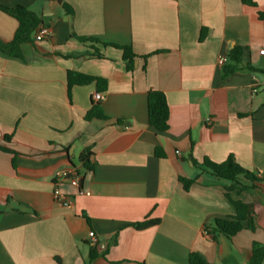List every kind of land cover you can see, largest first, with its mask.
I'll return each mask as SVG.
<instances>
[{
	"label": "crops",
	"instance_id": "0c3cea01",
	"mask_svg": "<svg viewBox=\"0 0 264 264\" xmlns=\"http://www.w3.org/2000/svg\"><path fill=\"white\" fill-rule=\"evenodd\" d=\"M254 2L0 0L51 31L23 44V59L0 52V264H189L193 252L208 264H251L264 244V183L229 193L254 224L229 239L206 225L235 215L231 183L199 165L233 155L264 173V0ZM18 25L0 10L3 42ZM80 37L131 47L133 70L123 51ZM236 48L241 63L225 76L218 59L232 65ZM96 49L103 58L87 56ZM68 72L103 82L69 89ZM152 90L169 105L164 133L149 125ZM97 104L106 119H87ZM86 150L92 170L80 161ZM70 171L77 186L57 179ZM180 178L193 181L188 190ZM146 219L158 223L133 226Z\"/></svg>",
	"mask_w": 264,
	"mask_h": 264
},
{
	"label": "trees",
	"instance_id": "16d2710c",
	"mask_svg": "<svg viewBox=\"0 0 264 264\" xmlns=\"http://www.w3.org/2000/svg\"><path fill=\"white\" fill-rule=\"evenodd\" d=\"M242 3L246 6L256 7L254 0H242ZM0 10L15 18L19 24L14 39L11 42L5 43L0 39V52L9 57L23 59L21 46L23 44L33 42V35L37 28L41 25V21L32 11L23 6L7 7L0 3ZM259 16L261 18L264 17V13H259ZM79 40L82 43L101 44L104 47H113L123 51V57L127 65V69L129 71L133 70L136 55L133 53L131 47H121L113 44L102 43L100 40L95 38L80 37ZM243 52L244 51L242 48H236L233 51L232 55L230 56L231 62L233 64L229 66L226 65L224 67L225 76H228L238 70V65L241 63ZM87 56L91 58L104 57L98 49H96L93 53H87ZM262 72L264 73V71ZM93 80L98 81V83L103 82V80L99 78L87 77L78 73L68 72L69 89H71V87L77 83H89ZM169 117V105L165 94L156 90L150 91L148 94L149 125L156 131L164 133L169 129ZM86 118L106 119V117L102 114L98 104L92 108V110L87 114ZM6 139L9 140V137H6ZM2 150L5 151L6 149ZM156 151L157 155L160 156L159 150L157 149ZM91 156L92 153L90 150H86L80 156V161L84 169L92 170L94 168V164L91 161ZM194 164L198 165L196 161H194ZM199 167L203 171H208L215 177L224 179L231 183V185L226 188V197L233 204L236 212L234 216L214 219L211 224L206 225V228L214 233L223 234L229 239L233 238L235 235L245 229H253L254 224L250 218L248 206L241 201L233 200L229 193L231 191H237L238 193H241L259 188V185L264 183V173L262 175H258L243 168L233 155H230L222 163H215L210 159L205 158ZM180 180L184 184V188L186 190H188L193 184L192 180L185 178H180ZM157 223L158 222L156 220L146 219L145 221L136 223L133 226L139 230H143L151 226H155ZM96 257L97 254L93 250L90 254L89 262H91ZM188 261L189 264H208L205 258L196 252L190 254ZM263 261L264 244H254L251 256V264H263Z\"/></svg>",
	"mask_w": 264,
	"mask_h": 264
},
{
	"label": "built area",
	"instance_id": "2783aa9c",
	"mask_svg": "<svg viewBox=\"0 0 264 264\" xmlns=\"http://www.w3.org/2000/svg\"><path fill=\"white\" fill-rule=\"evenodd\" d=\"M50 36H51V31H50L49 27L42 25V26H39L37 28V30L35 31L34 40L36 42H40V41H43V40L49 38ZM261 53L264 54V50H262ZM228 62H229V57L228 56H222L218 59V66L219 67H225ZM103 99H104V95L102 93H94L93 94V100L96 103L101 102ZM177 154H180V153L177 152ZM71 177H72V173L70 171V172L60 173L58 175L57 179L62 180V181L67 179L70 181L69 182L70 185L77 186L78 185L77 184L78 178H76V177L71 178ZM54 198H55L56 202H58L61 205L67 206L70 204L69 199L65 195H63L58 188H56L54 191ZM100 247L104 248L105 245H100Z\"/></svg>",
	"mask_w": 264,
	"mask_h": 264
}]
</instances>
